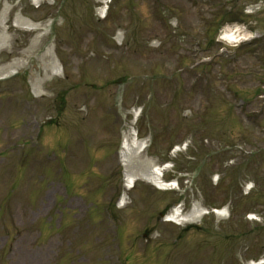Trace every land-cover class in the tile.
<instances>
[{
    "label": "rangeland",
    "instance_id": "rangeland-1",
    "mask_svg": "<svg viewBox=\"0 0 264 264\" xmlns=\"http://www.w3.org/2000/svg\"><path fill=\"white\" fill-rule=\"evenodd\" d=\"M232 3L225 14L220 0H115L103 17L98 0H0V11L12 9L0 67L21 61L0 81V264H244L263 255L264 0ZM17 12L38 30L13 27ZM216 15L211 40L226 24L260 39L210 40L193 58L190 38ZM132 109L136 137L148 140L138 160L168 165L162 180L172 188L138 180L122 200L115 151L131 135ZM196 203L227 205V217L209 212L198 230L160 220ZM111 209L116 228L105 221Z\"/></svg>",
    "mask_w": 264,
    "mask_h": 264
},
{
    "label": "bare ground",
    "instance_id": "bare-ground-1",
    "mask_svg": "<svg viewBox=\"0 0 264 264\" xmlns=\"http://www.w3.org/2000/svg\"><path fill=\"white\" fill-rule=\"evenodd\" d=\"M38 1V0H35ZM102 3H106L108 0H99ZM100 14L104 13V9L99 10ZM6 18V12L5 9L0 13V29L3 27L4 20ZM16 25L21 29H27V30H33L37 26L36 24H33L32 22L26 21V20H18L16 21ZM245 35H242V32H235L233 29H229L226 31L222 39H225L226 42H239L241 41ZM8 44V37L6 36L4 29L0 31V50L4 49ZM19 61H16L13 63H10L2 68H0V79L3 77H7L9 75H12L17 69ZM36 84V83H35ZM37 85V84H36ZM38 87V86H37ZM36 87V92H38V88ZM131 114L133 115V121L132 124L135 122V120L138 117V113L136 111H132ZM131 138L123 139L122 141V148L120 151V158L122 162V167L124 170V178L127 185L134 184L138 179H144L153 185L157 186V188L165 189L167 185H165L161 181V177L157 176L156 174V168L152 163L149 162L147 164L146 162H140L138 160V157L141 156V147H143V144L145 142L138 141L134 139V135L131 133ZM138 162V164H137ZM143 163V164H142ZM127 188L129 186H126ZM204 209L199 206L198 204L194 205L189 213L186 215H182L179 210H176L171 213L169 217V220L175 222V223H196L199 222L204 216ZM224 211L217 212L218 216H223ZM248 264H264V257L263 260L259 263H248Z\"/></svg>",
    "mask_w": 264,
    "mask_h": 264
}]
</instances>
